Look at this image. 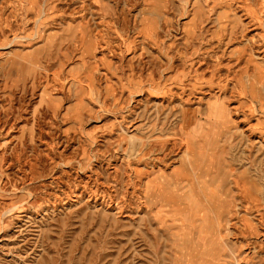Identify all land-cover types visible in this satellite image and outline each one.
I'll return each instance as SVG.
<instances>
[{"label": "rangeland", "instance_id": "374dc122", "mask_svg": "<svg viewBox=\"0 0 264 264\" xmlns=\"http://www.w3.org/2000/svg\"><path fill=\"white\" fill-rule=\"evenodd\" d=\"M0 264H264V0H0Z\"/></svg>", "mask_w": 264, "mask_h": 264}]
</instances>
